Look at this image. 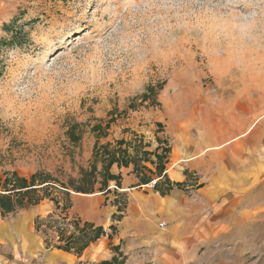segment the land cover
I'll return each instance as SVG.
<instances>
[{"label": "rangeland", "instance_id": "374dc122", "mask_svg": "<svg viewBox=\"0 0 264 264\" xmlns=\"http://www.w3.org/2000/svg\"><path fill=\"white\" fill-rule=\"evenodd\" d=\"M236 93L264 119V0H0V193H28L17 212L32 220L30 251L0 257L92 264L58 256L95 227L69 212L72 194L121 193L116 166L154 183L169 127L186 118L195 133ZM254 203L189 264H264V193Z\"/></svg>", "mask_w": 264, "mask_h": 264}, {"label": "crops", "instance_id": "0c3cea01", "mask_svg": "<svg viewBox=\"0 0 264 264\" xmlns=\"http://www.w3.org/2000/svg\"><path fill=\"white\" fill-rule=\"evenodd\" d=\"M257 109L255 97L236 93L215 106V116L197 117L195 133L186 118L171 125L172 143L154 183L141 182L132 166L125 171L116 166L121 193H73L69 212L95 222L105 234L80 254L57 248L59 259L85 255L96 264L116 255L119 264H189L202 249L220 244L249 220L245 215L254 212L255 193H264V119L256 117ZM119 197L123 202H115ZM114 213L119 220H111ZM7 215L0 214V246L30 251V216ZM110 224L116 227L111 238ZM117 245L116 252L111 247ZM0 264L20 262L0 257Z\"/></svg>", "mask_w": 264, "mask_h": 264}, {"label": "trees", "instance_id": "16d2710c", "mask_svg": "<svg viewBox=\"0 0 264 264\" xmlns=\"http://www.w3.org/2000/svg\"><path fill=\"white\" fill-rule=\"evenodd\" d=\"M6 30H9L10 25H6L4 27ZM17 32L12 31V37L11 40H13L14 38L17 37ZM117 161L115 158H112L109 160V162L107 163L106 168L109 169L111 164ZM108 178H114V175L109 173L107 174ZM76 191H80L79 189ZM25 194L28 193H0V214L1 216H5L8 213H15L21 209L27 208L29 205H31V197L29 196H25ZM113 217V215H112ZM114 218V217H113ZM116 219H120V215H118L116 217ZM110 230L115 231V225L114 224H110L109 225ZM90 229H93V234L91 235L89 233V231L83 230L80 234L82 235L81 237L84 238V241L82 242V244L76 249L74 246H72V242L73 240H77L80 237H74L71 236L68 240L67 246L65 247H61V246H57V248L69 251V250H74V252H76L77 254H80L82 252V250L91 242L96 240L98 237H100L101 235L105 234V230L101 227V226H95V227H90ZM111 236V233L108 234V237ZM114 251H118L119 246H112L111 247ZM76 249V250H75ZM119 259L116 257V255H113L112 258L110 260H101L99 261L97 264H118L119 263Z\"/></svg>", "mask_w": 264, "mask_h": 264}]
</instances>
